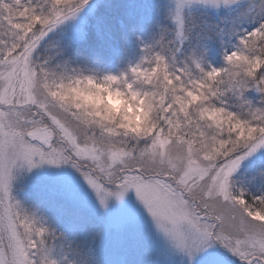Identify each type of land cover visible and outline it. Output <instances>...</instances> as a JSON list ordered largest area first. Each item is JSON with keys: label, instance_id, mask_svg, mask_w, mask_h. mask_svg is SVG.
<instances>
[{"label": "snow or ice", "instance_id": "snow-or-ice-1", "mask_svg": "<svg viewBox=\"0 0 264 264\" xmlns=\"http://www.w3.org/2000/svg\"><path fill=\"white\" fill-rule=\"evenodd\" d=\"M88 3L0 0V264H264V0H171V27L105 77L148 102L138 131L61 99L85 77L49 38Z\"/></svg>", "mask_w": 264, "mask_h": 264}, {"label": "rangeland", "instance_id": "rangeland-1", "mask_svg": "<svg viewBox=\"0 0 264 264\" xmlns=\"http://www.w3.org/2000/svg\"><path fill=\"white\" fill-rule=\"evenodd\" d=\"M91 1L92 0H89V3L80 11L75 19L62 25L50 36L49 43L51 47L54 52H59L58 55L54 56V59L51 62L52 67L66 64L70 70L76 69L83 72L85 75H95L97 77H103L106 75H115L119 77L122 74L127 75L130 72V69L141 61L143 57V48L146 45H152L158 40L162 34L161 30L165 27L168 28V25H170L168 22L162 23L158 28L160 29L159 34L151 23L147 25V22H142L140 18L144 20L151 13L149 10H152L157 14L161 13L168 16L169 9L172 6L171 0H107L108 2L113 1L109 4H112L113 8L115 7V9H117L116 13L119 15L118 17H120V21L126 17L128 23L126 26L124 25L125 27H122L123 25L120 22L122 29L117 30L119 32L114 30L113 33L110 34L108 41H103L100 44L93 43V41L88 38V29H90V31L93 30V35L96 34V31L99 28L98 24L101 20L97 21L95 12L100 8L102 9L100 6H102L103 1ZM107 5L108 4L105 6ZM158 5L161 7V10ZM209 13L210 15L208 16L195 14L197 17L196 22L202 23L205 20L210 21L211 17L215 20L220 16L221 21L219 24H227L235 16V13H229L224 10H221L219 13ZM135 15H138V18L136 21L132 22L130 17ZM153 17L155 18V15ZM116 19L118 18L116 17ZM105 24L111 27L108 17ZM113 29L114 27L112 26L111 30ZM132 34L139 39L131 38ZM128 45L130 47V52L125 51ZM210 47L212 51L210 53L209 62L213 66L218 67L223 63V59L221 62L215 63L213 60L215 54L213 49L217 47L214 42L210 44ZM224 50L228 51L230 49L226 48ZM117 57H120V62L116 66L109 65L107 68V66L99 67L96 65L98 62L102 64V61L107 62L109 59H111V63H113ZM251 95L254 96L255 94L253 93ZM258 187V184L253 185V191H256L255 189ZM175 264H180L179 257L176 258Z\"/></svg>", "mask_w": 264, "mask_h": 264}, {"label": "clouds", "instance_id": "clouds-1", "mask_svg": "<svg viewBox=\"0 0 264 264\" xmlns=\"http://www.w3.org/2000/svg\"><path fill=\"white\" fill-rule=\"evenodd\" d=\"M85 79L63 89L61 99L88 119L105 127L138 131L147 121L148 102L127 91L125 83L105 77L85 75ZM115 76V75H112Z\"/></svg>", "mask_w": 264, "mask_h": 264}, {"label": "trees", "instance_id": "trees-1", "mask_svg": "<svg viewBox=\"0 0 264 264\" xmlns=\"http://www.w3.org/2000/svg\"><path fill=\"white\" fill-rule=\"evenodd\" d=\"M93 1L94 2L95 1L99 2L100 0H92L91 2H93ZM102 1H103V4H102V6H100V7H102V9L100 8L99 10H97L95 12V17L97 16V21L101 20V22L98 24L99 25L98 26L99 28L96 31V34L93 35V30L90 31V29H88V32H89V37L88 38L91 41H93V43H97V44H100L101 42L106 41V40L108 41L110 34L113 33L114 30L116 32H119L117 30H121L122 27H125L127 25V23H128V19H126V17L124 19H122V21H120V17H118L119 15L116 13L117 12V9H115V7L113 8V5L112 4H109V3L113 2V1H111V2H108L107 0H102ZM106 4H108V5L105 6ZM158 7H159V5H158ZM159 9L161 10V7H159ZM149 11H151V13L144 20L142 18H140L142 22L143 21L147 22V25L151 23V25L155 28L156 31L159 32V34H160V29H158V28H159V26L162 23L168 22V24H170V25H168L169 26L168 28L171 27V23H170V20L168 19V16L167 15L161 14L160 12H159L160 14H157V13L153 12L152 10H149ZM146 13H147V11H146ZM233 13H235V12H233ZM103 14H104V16H103ZM195 14H199V15H202V16H204V15L208 16V15H210L209 12L207 13V12H204V11L196 12ZM154 15H155V18L153 17ZM107 17H108V20H109V22L111 24V27H109L107 24H105V22L107 21ZM116 17L119 20L116 19ZM130 18L132 19V22L133 21H136L137 18H138V15L132 16ZM231 18H232V16H231ZM196 20H197V17H196ZM220 21H221L220 16H219V18H216L215 20L212 19V17L210 19V22H213V23L216 22L217 24H219ZM120 22L123 25L122 27H121ZM112 26L114 27L113 30H111L112 29ZM101 27H103V28H101ZM165 28H167V27H165ZM242 28L243 29H250L251 28V25L244 24L242 26ZM155 30H154V32H155ZM131 38L139 39L137 37H134L133 34L131 35ZM236 42H237L236 39H233L232 40V45H235ZM214 44H215V46L217 48H214L213 49V51L215 53L213 60H214L215 63H219L223 59V51H225V50L224 49L222 50L215 42H214ZM129 49H130V47L128 45V47H127V49L125 51L130 52ZM119 60H120V57H117L115 59V61L113 62V63H116V64L111 63V59H109L107 62L106 61H102V64L100 62H98L96 65L99 66V67H106L107 66V68H108L109 65H112V66L118 65L119 62H120ZM251 188H252L251 190L253 191L254 190L253 186ZM258 188L255 189V190L257 191ZM253 192H255V191H253Z\"/></svg>", "mask_w": 264, "mask_h": 264}]
</instances>
